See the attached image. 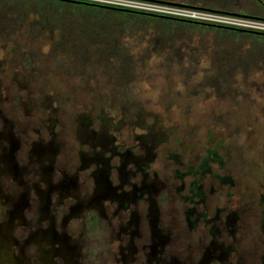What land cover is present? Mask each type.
Returning a JSON list of instances; mask_svg holds the SVG:
<instances>
[{
  "label": "rangeland",
  "instance_id": "1",
  "mask_svg": "<svg viewBox=\"0 0 264 264\" xmlns=\"http://www.w3.org/2000/svg\"><path fill=\"white\" fill-rule=\"evenodd\" d=\"M201 1L247 2L251 10L264 14V0ZM5 12L14 13L10 7ZM23 14L0 36V130L4 141L10 139L14 165L13 175L8 172L12 176L0 179L4 199L20 197L26 181L36 180L27 170L35 173L41 157L49 166L48 180L54 181L66 150L75 157L73 163H78L79 154L83 169L77 174L89 172L82 184L77 181L80 203L62 231L78 264H86V248L93 250L89 256L95 263L107 264L98 254L104 252L99 249L106 245L107 230L96 224L81 235L77 223L87 205L102 213L108 204L96 196L101 192L98 175L105 185L116 186L120 174L136 184L143 180L138 204L151 201L157 223L169 224V230L164 229L170 233L168 243H162L164 256L178 264H264L263 68L244 77L236 73L228 85L232 93L221 94L205 82L197 85L207 70L203 57L185 71L174 59L166 60L163 51L149 49L139 62L132 60L134 72L126 79L114 58L97 52L96 44H85L79 48L82 52L75 44H54L58 25L51 29L41 20L35 22L38 13L29 8ZM215 34L203 33V41L212 43ZM197 38L192 33L188 44L197 43ZM257 39H241L239 44H264V38ZM123 42L133 56L150 47L129 34ZM41 150L44 156L38 154ZM7 165L0 162V170ZM32 196V190L24 199L21 195V205ZM23 215L13 218L12 234L29 253L34 243L24 246L26 230H17L28 219L29 214ZM219 245L226 251L214 258ZM213 246L215 251L208 252ZM12 249L20 253L17 246ZM38 249L43 254L39 244ZM9 250V258L20 262ZM54 258L50 261L55 263Z\"/></svg>",
  "mask_w": 264,
  "mask_h": 264
},
{
  "label": "flooded vegetation",
  "instance_id": "2",
  "mask_svg": "<svg viewBox=\"0 0 264 264\" xmlns=\"http://www.w3.org/2000/svg\"><path fill=\"white\" fill-rule=\"evenodd\" d=\"M4 134L0 130V162L7 165L8 161V165L0 170V179L1 176L12 174L10 169H14L12 144L9 156L10 139L5 138L4 141ZM2 146L7 147H4L1 151ZM38 154L44 156L46 152L41 150ZM74 158L72 156L69 157L68 151H62L60 161L63 162L59 163L60 167L57 166L55 170L56 178L54 181L48 180V174L45 172L49 166L44 163V159L42 157L36 159L35 173L31 168L27 171H30V174L37 178L36 180L32 178L29 182L26 181L25 190L23 189L19 193L20 197L23 195L24 199V195L32 190V199L28 197L27 201L24 200V207L21 205L22 200L19 195L18 198L10 200L4 199L5 196L0 192V200L1 198L5 200L0 203V264H49V262L50 264H78L74 257V251L66 242L65 235L62 232L65 226L67 227V224H69V217L72 214L71 210L80 203V199H77L79 197L77 181L80 179L79 183L82 184L83 180L89 176V172H86V176L83 173L77 174V170L80 169L81 172L83 166L79 162V154L77 157L78 163H73ZM82 159L87 160L85 156ZM65 167L73 168L65 169ZM115 168L121 172L119 165H115ZM120 177V182L116 186H109L108 184L105 185L106 182L104 183L103 179L101 180V176L98 175V180L101 183V187L98 188L101 189V192L96 196L102 200H107L108 204L101 208L102 213H99L91 205H87L82 209L81 222L77 223L80 228V234L88 233L96 224L100 225L101 230H107L106 234L103 233L104 238H106V245L104 244L99 249L104 252L98 251L99 256L103 258V262L107 264H178L172 256H164L162 253L164 250L162 249V243H168L169 240L170 233L168 231L164 232L167 227L169 230V224L164 221L162 223L159 221L160 224L157 223L159 217L153 216L155 208L151 201L142 205L137 202L142 190L145 188L142 183L143 180L140 179V183L136 184L130 181L127 175L124 177V175L120 174ZM39 181L41 184H39ZM124 185L128 187L124 189ZM52 196L53 200L50 201ZM91 199L93 200V196ZM24 212L26 215L29 214L26 216L28 219L27 221L24 219L26 223L24 222L21 225L22 227H18L17 230L21 228L24 231L26 230L23 237L26 241V243L24 241V244H26L24 246H28L30 242L34 243L36 248L32 252L29 251V253L23 252L22 245L16 242L14 234H12L13 218L22 216ZM57 218L58 221H56ZM30 223H32V227L29 229ZM4 224L6 226L3 227ZM26 225H28L27 228ZM54 225H57V227L54 228ZM91 239L92 237L90 236ZM38 244L44 249L41 255H39ZM13 245L20 250L19 254L13 252ZM215 248L216 246L211 249L208 247L207 250L208 252L209 250L215 251ZM218 248L219 250L214 258H220L226 251L223 250L225 247L221 245ZM9 249H11L15 259L20 260V262L15 263L13 259L9 258L12 257ZM90 250L93 251L91 248H86L85 253H88V256L84 262L86 264H98L95 263V259L90 258ZM53 256H55V263L50 261ZM205 257L207 256L204 254L203 258ZM210 264H213V261ZM229 264L236 263L233 261Z\"/></svg>",
  "mask_w": 264,
  "mask_h": 264
},
{
  "label": "trees",
  "instance_id": "3",
  "mask_svg": "<svg viewBox=\"0 0 264 264\" xmlns=\"http://www.w3.org/2000/svg\"><path fill=\"white\" fill-rule=\"evenodd\" d=\"M186 4L198 6L194 0H189ZM7 7L13 9L14 13L6 14ZM26 8L37 11L38 18H34L35 22L41 20L51 29L58 25L59 37L54 44H71L73 48L77 45L79 51L85 48V44H96L97 52L114 58L116 68L126 79L134 72L132 60L139 62L149 55V49L163 51L166 53V60L174 59L185 71L203 57L207 70L203 69L204 76L197 85L205 82L214 92H224L221 94H226L227 91L232 93L234 88L229 90L228 85L236 73L244 77L253 69L264 70V57H261L264 56V44H248L245 47L239 44L241 39L255 41L258 40L257 37L264 38V34L80 1L0 0V36L18 24L24 17ZM185 26L188 27L184 28ZM205 32L216 33L212 43L203 41L202 35ZM192 33L199 38L197 43L188 44ZM128 34L138 36V39L143 38L150 47L133 56L128 45L123 42V36ZM186 47L189 48L188 52L185 51Z\"/></svg>",
  "mask_w": 264,
  "mask_h": 264
},
{
  "label": "built area",
  "instance_id": "4",
  "mask_svg": "<svg viewBox=\"0 0 264 264\" xmlns=\"http://www.w3.org/2000/svg\"><path fill=\"white\" fill-rule=\"evenodd\" d=\"M141 11L264 31V16L179 4L169 0H82Z\"/></svg>",
  "mask_w": 264,
  "mask_h": 264
},
{
  "label": "crops",
  "instance_id": "5",
  "mask_svg": "<svg viewBox=\"0 0 264 264\" xmlns=\"http://www.w3.org/2000/svg\"><path fill=\"white\" fill-rule=\"evenodd\" d=\"M263 2V1H262ZM194 3L198 6L202 5L204 7H209V8H214V9H220V10H227V11H232V12H238V13H242V14H248V15H256V16H264L263 13H261L262 11L259 12H255L253 10H251L253 7V5L250 7V5H248L247 2H244L242 4H225L223 2H215V3H211L210 1H201V0H194ZM250 8V9H249Z\"/></svg>",
  "mask_w": 264,
  "mask_h": 264
},
{
  "label": "water",
  "instance_id": "6",
  "mask_svg": "<svg viewBox=\"0 0 264 264\" xmlns=\"http://www.w3.org/2000/svg\"><path fill=\"white\" fill-rule=\"evenodd\" d=\"M69 1H80L82 3L99 4V3L82 1V0H69ZM176 3L189 5V4L182 3V2H176ZM99 5H103V6L111 7V8H119V9H123V10H130V11H136V12H141V13H147V14H152V15H159V16H162V17L183 19V20L192 21V22H196V23H201V24H205V25H213V26H217V27H227V28L235 29V30H243V31L251 32V33L264 34V31H259V30H254V29H247V28H242V27L228 26V25L217 24V23H212V22H207V21H201V20H195V19H189V18H183V17H175V16H170V15H165V14L153 13V12H148V11H141V10H136V9L124 8V7H116V6L105 5V4H99ZM198 7H204V6H198ZM206 8H209V7H206ZM254 16H256V15H254Z\"/></svg>",
  "mask_w": 264,
  "mask_h": 264
}]
</instances>
